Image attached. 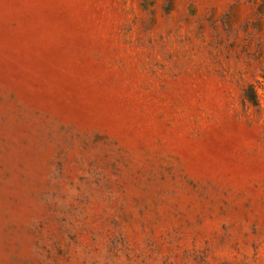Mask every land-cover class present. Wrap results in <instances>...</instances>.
<instances>
[{"label": "rangeland", "instance_id": "obj_1", "mask_svg": "<svg viewBox=\"0 0 264 264\" xmlns=\"http://www.w3.org/2000/svg\"><path fill=\"white\" fill-rule=\"evenodd\" d=\"M0 264H264V0H0Z\"/></svg>", "mask_w": 264, "mask_h": 264}]
</instances>
